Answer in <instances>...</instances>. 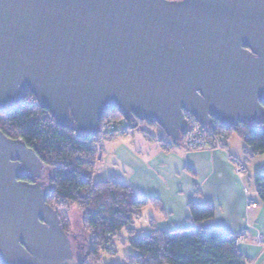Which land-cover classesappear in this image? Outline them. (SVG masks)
Segmentation results:
<instances>
[{"label": "water", "instance_id": "1", "mask_svg": "<svg viewBox=\"0 0 264 264\" xmlns=\"http://www.w3.org/2000/svg\"><path fill=\"white\" fill-rule=\"evenodd\" d=\"M29 88L61 124L96 135L107 110L180 142L264 117V0H0V108ZM251 121V123H249ZM44 164L0 130V264H78Z\"/></svg>", "mask_w": 264, "mask_h": 264}, {"label": "trees", "instance_id": "2", "mask_svg": "<svg viewBox=\"0 0 264 264\" xmlns=\"http://www.w3.org/2000/svg\"><path fill=\"white\" fill-rule=\"evenodd\" d=\"M114 114L125 120L118 108H112L105 112L100 127L109 122ZM126 124L128 134L138 133L150 143L158 142L165 149L178 147L180 143L175 142L155 122L135 119L126 121ZM156 129L158 131L154 132ZM0 130L13 140L25 142L37 153L46 170L52 172L49 177L52 191L48 202L53 208L56 211L57 207L77 208L82 212L85 230L90 235V251L78 264H100L99 256L105 245L109 250L110 239L118 238L123 231L132 238L129 239V247L135 253L127 258L126 264H246V258L236 242L239 236L218 228L191 227L160 231L151 221L150 234L134 238V224L142 218L143 209L152 203L159 205L138 196L131 187L120 181H95V160L89 147L92 135L81 133L74 126L61 125L39 104L29 88L22 89L21 99L16 105L0 108ZM208 130L230 137L239 134L251 149V157L264 154V121H255L244 128L238 125L222 126L218 121H213ZM255 184L257 195L264 203V174L256 175ZM190 214L191 220L198 225L212 220L215 208L192 203ZM61 224L70 235L62 219Z\"/></svg>", "mask_w": 264, "mask_h": 264}, {"label": "crops", "instance_id": "3", "mask_svg": "<svg viewBox=\"0 0 264 264\" xmlns=\"http://www.w3.org/2000/svg\"><path fill=\"white\" fill-rule=\"evenodd\" d=\"M106 147L107 165L110 161L116 168L98 181H120L138 196L156 202L159 206L152 203L142 211L149 210L151 231L154 221L160 231L200 227L243 235L238 247L246 264H264V203L255 184L256 175L264 173V154L251 157L242 136L233 134L224 148L189 151L181 144L165 149L135 133L109 140L103 144ZM236 164L245 166L244 175L235 173ZM192 203L213 206L214 218L195 224ZM251 203L257 208L250 209Z\"/></svg>", "mask_w": 264, "mask_h": 264}, {"label": "rangeland", "instance_id": "4", "mask_svg": "<svg viewBox=\"0 0 264 264\" xmlns=\"http://www.w3.org/2000/svg\"><path fill=\"white\" fill-rule=\"evenodd\" d=\"M259 120L264 121V117L260 118ZM106 123H108L112 126L118 125L119 127H124L125 131L122 134H116L113 137H110L109 139L108 138L101 139L97 143V147H99V149L101 151L102 158H101V160H99L100 158H98V156H96L94 158L95 167L93 170V174H94L95 181H98L101 177L107 178V173H113V171H115V168H116V166L115 167L112 166L113 163L110 161L108 162L109 164L107 165V147L104 149L103 144L109 140L116 138V137L118 138L121 135L128 134L126 132V127H127L126 121L119 119L117 114H114V116L112 118H110L109 122H106ZM249 123H251V121ZM157 131L158 130L156 129V131H154V132H157ZM128 135H130V134H128ZM183 137H184V135H183ZM183 137L179 143L182 146H183ZM229 139H230V136H229ZM229 139H228V141H229ZM225 145L226 144L220 146L219 148H224ZM212 147H214V146H208V147H205L203 149L212 148ZM185 149H187V148H185ZM200 150H202V149H200ZM189 151H191V150H189ZM103 155H104V158H103ZM236 165H239V164H236ZM241 165H243V164H241ZM245 172H246V168H245ZM245 172L243 174H241L240 176L244 175ZM262 174H264V173H262ZM50 176H52V172L50 170H46V168L44 167V169L41 171V179H38V181L44 182L45 185H47V186H51L49 183V177ZM49 204L51 205V202ZM56 209H57L58 214L61 217V219L64 220L65 226L70 231L69 239L72 241L76 261L79 262L85 256V254L90 251V235L85 230V227L83 224L82 212L79 211L77 208L61 209L60 207H57ZM148 212H149V210H145L142 213V215H143L142 218L138 219L135 222L134 229L136 230V233H135V236H133L134 238L144 237V236L150 234L151 230H150V227L148 225V223H149L148 220H149L150 216H149ZM242 237H244V236L242 235V236L237 237V240H236L237 244H239L241 242V240H243ZM129 239H132V238H130V235L126 231H123L118 236V238L110 239L111 240L110 241L111 247L109 250H107L106 249L107 244L105 245L106 248L104 250H102L101 255L99 256V263L103 264V262L104 263L105 262H111V259H114L118 263L126 264L127 258L129 256L135 254L134 251H132V249L129 247ZM244 239H245V237H244Z\"/></svg>", "mask_w": 264, "mask_h": 264}, {"label": "built area", "instance_id": "5", "mask_svg": "<svg viewBox=\"0 0 264 264\" xmlns=\"http://www.w3.org/2000/svg\"><path fill=\"white\" fill-rule=\"evenodd\" d=\"M185 120L189 125V132L184 135L183 137V146L191 151H196L203 149L208 146H214V148H219L220 146L227 143L229 136L228 134L222 133L218 134L211 130L203 128L195 119V117L190 113H184ZM240 128H244V124L238 125ZM125 131L124 127H119L118 125H110L105 123L100 127V131L96 135L91 136V140L89 141V147L93 150V157L95 158L98 156L101 160L102 154L97 147V143L104 138L113 137L116 134H122ZM248 136V135H247ZM245 172L244 165H236L235 166V173L237 175H241ZM250 209H256L257 205L251 203L249 206ZM241 236V235H240ZM244 240V237H242ZM241 240V242L243 241ZM240 241V240H239Z\"/></svg>", "mask_w": 264, "mask_h": 264}, {"label": "flooded vegetation", "instance_id": "6", "mask_svg": "<svg viewBox=\"0 0 264 264\" xmlns=\"http://www.w3.org/2000/svg\"><path fill=\"white\" fill-rule=\"evenodd\" d=\"M176 1H181V0H176ZM26 181L30 182V183H33V182H38V180H32L31 178H27Z\"/></svg>", "mask_w": 264, "mask_h": 264}]
</instances>
